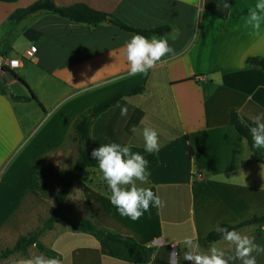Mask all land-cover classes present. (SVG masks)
<instances>
[{
	"label": "crops",
	"instance_id": "crops-1",
	"mask_svg": "<svg viewBox=\"0 0 264 264\" xmlns=\"http://www.w3.org/2000/svg\"><path fill=\"white\" fill-rule=\"evenodd\" d=\"M35 1L0 0V57L17 58L9 57L8 51L18 42L21 55L27 49H35L37 63L23 62L12 72L28 85L42 105L44 116L46 96L40 87L42 83L51 82L56 89H52L56 96L50 107L77 94L84 101L64 114L53 143L27 154L24 164L29 169L36 160L55 169L71 168L78 156L68 168L62 169L61 165L65 156L74 153V124L78 118L119 92L143 87L141 94L120 100L93 119L88 142L90 146L109 143L112 132L123 129L131 119L136 120L138 131L129 136L126 145L143 156L147 154L143 129L153 128L158 133L160 148L154 153L157 165L148 171L147 184L138 182V186L153 189L163 202L156 208V228L151 206L139 220L127 218L129 222L125 219L122 225L149 239L146 246L153 251L146 264H189L170 255L186 251V237L198 240L221 224H235L264 213V164L249 162L240 166L251 153L228 120V113L233 110L252 125L251 118L264 112V72L258 73L247 64L248 58L264 59V24L257 33L243 19L256 0H230L232 7L225 19L206 12L204 0H53L59 7L83 4L134 27L172 26L174 29L166 39L174 52L163 57L147 74L135 76H128L124 56L125 42L133 34L110 24L89 28L40 12L9 26L8 18L15 10ZM228 75L230 85L224 83ZM21 86V93H12L0 84L6 93L0 94V183L14 156L32 134V129H22L11 104H33L41 110L33 100L11 99V95L30 97ZM97 95L103 98L92 101ZM121 107L127 108L124 116ZM69 136L71 146L64 140ZM188 147L193 152L191 157ZM97 169L85 170L73 183L68 197L90 205L94 201L98 215L112 223L121 216H116L118 212L108 203L110 193L105 182L101 177H83L89 170ZM32 186L29 178V188L17 191L8 213L16 211ZM39 241L60 256L61 264H133L106 255L94 237L73 231L68 224L55 223ZM224 242H216L217 247ZM37 255L40 253L29 249L26 259ZM22 259L10 255L1 261L19 264Z\"/></svg>",
	"mask_w": 264,
	"mask_h": 264
},
{
	"label": "trees",
	"instance_id": "trees-1",
	"mask_svg": "<svg viewBox=\"0 0 264 264\" xmlns=\"http://www.w3.org/2000/svg\"><path fill=\"white\" fill-rule=\"evenodd\" d=\"M223 0H204V10L209 14L225 19L228 16L229 9L222 6ZM48 13L60 18L66 19L70 22L85 25L89 28H95L100 24L107 23L122 31L131 34H140L151 38H166L174 29L172 26L163 25L153 28H140L128 25L116 16L100 11L93 10L83 4H74L69 7H59L53 0H37L31 5L15 10L8 18L9 26H14L28 16L36 13ZM247 64L257 72H264V59L262 58H248ZM1 72L10 73L13 78L23 85L29 92L30 97H14L11 99L19 102H29L33 100L39 104L37 98L34 96L28 85L20 78H18L12 71L2 68ZM230 75L224 77V83L230 85ZM143 92V87H135L122 92H119L107 100L93 106L86 113L82 114L74 124V132L77 138L79 148L78 157L74 165L66 170L55 169L51 165H44L42 161L36 160L29 169L30 181L34 183V194L44 197L52 198L55 207L50 217L45 221L43 228L35 233L22 236L17 239L12 249H6L0 254V259L6 258L13 253H20L21 258H28V249L34 246L37 252L47 257H55L60 259V256L53 250L46 248L40 241L39 237L42 230H50L55 223L68 224L73 231L81 232L94 237L101 246V250L106 255L121 261L133 264H146L149 262L152 249L146 246L148 238H142V235L132 231L130 228L125 229L122 225L126 217L120 220H113L112 223L104 220L96 212L94 205H89V210L95 215L97 222L104 228H110L111 231L97 229L88 219H69L60 213L69 207L65 204V200L69 195V191L73 183L82 177L85 170L89 168H98L96 161L92 159L91 152L94 148L100 145H89L90 125L93 119L100 114L106 112L115 106L120 100L139 95ZM0 94H6L0 89ZM261 112V111H260ZM229 124L235 128L237 133L245 140L250 150L251 156L249 159L242 160L240 166L244 167L249 162H257L264 164V151L256 150L252 147V137L248 131L249 126H253L245 121L235 111L231 110L228 113ZM136 126V120L128 121L123 129L112 132L110 142L120 143L126 145L129 136L132 134L130 129ZM109 142V143H110ZM187 154L191 157L193 155L192 149L188 147ZM149 161L148 171L157 165V158L154 153H147L143 155ZM154 192V190L152 189ZM108 203H110L108 201ZM111 205V204H110ZM154 209L155 228L157 222L156 208ZM119 216L118 213H115ZM128 221V219L126 220ZM129 222V221H128ZM127 224V223H126ZM249 226H264V213L253 215L252 217L242 220L235 224L224 223L219 227H226L228 230H241ZM221 234L216 230L210 231L203 238L198 239L201 249H208L213 242L221 240Z\"/></svg>",
	"mask_w": 264,
	"mask_h": 264
},
{
	"label": "clouds",
	"instance_id": "clouds-1",
	"mask_svg": "<svg viewBox=\"0 0 264 264\" xmlns=\"http://www.w3.org/2000/svg\"><path fill=\"white\" fill-rule=\"evenodd\" d=\"M222 6L225 9L232 7L230 0H223ZM243 19L247 26H251L255 32L259 33L264 24V0H256L254 7L248 9ZM173 52L174 49L169 46L166 38L155 36L148 38L133 34L124 45L128 76L147 74L157 62H161L163 57ZM126 114L127 108L121 107V115ZM251 119L253 126H249L248 131L252 137V147L264 151V112ZM130 131L136 133L138 129L132 127ZM142 136L144 150L147 153L159 151L160 144L156 130L145 127ZM91 157L96 161L98 170L102 174L101 178L110 193L109 202L121 217L137 221L149 212L150 206L155 208L162 206L160 196L151 188L138 186V182L139 185L148 183L149 161L144 156L133 153L127 145L110 142L94 148ZM215 230L233 250V256L226 258L224 250L217 247L215 242L207 251H203L198 240L186 237L183 240V249H186L183 251V261L189 264H230V261L231 264H236V261H239V264H257V255L264 254V246L257 244L254 237L241 234L235 229L230 231L226 227L217 226ZM170 255L178 257L176 252ZM19 264H61V261L58 258L40 254L33 258L22 259Z\"/></svg>",
	"mask_w": 264,
	"mask_h": 264
},
{
	"label": "rangeland",
	"instance_id": "rangeland-1",
	"mask_svg": "<svg viewBox=\"0 0 264 264\" xmlns=\"http://www.w3.org/2000/svg\"><path fill=\"white\" fill-rule=\"evenodd\" d=\"M13 48L14 49L8 51V56L19 58L21 53L17 50L20 48V43L18 42ZM0 84L8 92L21 93L23 90L21 84L18 83L10 73L4 72L0 74ZM40 87L44 88L43 92L46 96V99H43L46 111L45 116L43 115L44 110H39L36 105L32 104L25 106L24 104H11L12 110L19 120L22 129H32V134L31 138L28 139V142H24V146H22L14 156L11 162L12 166L6 170L7 172L3 176L2 183H0V254L6 249H12L19 237L27 236L28 234L41 230L45 221L50 217L55 207L54 201L52 198H44L34 194V183L32 191L24 194L23 198L17 205L16 211L13 213L8 212L11 210L12 205L17 199V191L29 186V165L24 164L27 154H33L36 150L39 152L41 147L43 149L47 144L53 143L57 137L56 132L59 128H61V121L64 114L72 108L76 109L80 107V104L84 101V97L77 94L69 96L63 101H58L56 105L50 107V102L53 101L52 98H55L56 96V93L53 94L52 89L55 91L56 89L51 82L46 84L42 83ZM100 98L103 97H99V95H97L92 101L101 100ZM64 140H67L66 145L71 146L72 139L70 136ZM78 148L79 144L75 136L73 139L74 153L64 157L63 164L61 165L62 169L68 168L72 165L73 158L78 156ZM14 166L17 167V169L14 170ZM101 176L102 174L97 169L89 170V172H87L83 177L84 179H97V177L99 178ZM73 198L74 196H70L65 200V204L69 208L63 210L60 214L69 219L88 218L91 223H93V220L97 222L95 215H93L89 209H86V206L90 204L76 202ZM93 204L94 201L91 205ZM95 213L98 212L96 211ZM100 226H96V228H104L103 226L102 228ZM46 231L47 230H42L40 237ZM239 232H241V234L254 237L257 244L264 246V226L245 227L239 230ZM219 248L224 250L226 258L234 255L233 250L228 246L227 242H224V244ZM29 249L31 252L39 253L34 246L29 247ZM202 250L207 251V249ZM11 256L13 258H21L20 253H13ZM175 258L181 263L183 260L182 251H180L178 257ZM4 263L5 262H2L0 259V264ZM236 264H239V261H236ZM257 264H264V254L257 255Z\"/></svg>",
	"mask_w": 264,
	"mask_h": 264
},
{
	"label": "built area",
	"instance_id": "built-area-1",
	"mask_svg": "<svg viewBox=\"0 0 264 264\" xmlns=\"http://www.w3.org/2000/svg\"><path fill=\"white\" fill-rule=\"evenodd\" d=\"M38 57L33 48L27 49L19 58L4 59L0 57V72L2 68L10 71L22 66L23 62L37 63ZM15 62V63H14Z\"/></svg>",
	"mask_w": 264,
	"mask_h": 264
},
{
	"label": "water",
	"instance_id": "water-1",
	"mask_svg": "<svg viewBox=\"0 0 264 264\" xmlns=\"http://www.w3.org/2000/svg\"><path fill=\"white\" fill-rule=\"evenodd\" d=\"M8 97H9V95H8Z\"/></svg>",
	"mask_w": 264,
	"mask_h": 264
}]
</instances>
